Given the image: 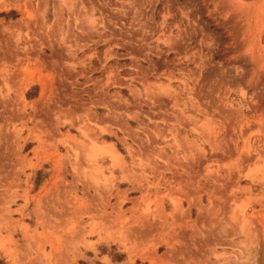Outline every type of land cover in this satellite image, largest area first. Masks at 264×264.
I'll list each match as a JSON object with an SVG mask.
<instances>
[{
    "label": "rangeland",
    "instance_id": "1",
    "mask_svg": "<svg viewBox=\"0 0 264 264\" xmlns=\"http://www.w3.org/2000/svg\"><path fill=\"white\" fill-rule=\"evenodd\" d=\"M0 264H264V0H0Z\"/></svg>",
    "mask_w": 264,
    "mask_h": 264
},
{
    "label": "bare ground",
    "instance_id": "2",
    "mask_svg": "<svg viewBox=\"0 0 264 264\" xmlns=\"http://www.w3.org/2000/svg\"><path fill=\"white\" fill-rule=\"evenodd\" d=\"M69 142V141H68Z\"/></svg>",
    "mask_w": 264,
    "mask_h": 264
}]
</instances>
